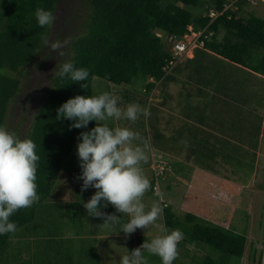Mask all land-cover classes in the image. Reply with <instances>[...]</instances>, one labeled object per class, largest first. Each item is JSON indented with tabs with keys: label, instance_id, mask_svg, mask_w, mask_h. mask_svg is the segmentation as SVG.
<instances>
[{
	"label": "trees",
	"instance_id": "trees-1",
	"mask_svg": "<svg viewBox=\"0 0 264 264\" xmlns=\"http://www.w3.org/2000/svg\"><path fill=\"white\" fill-rule=\"evenodd\" d=\"M72 1L0 0V126L21 139H31L39 156L35 180L39 200L10 217L17 229L33 226L42 205L55 196L63 160L73 152L80 132L97 125L91 121L86 129L69 130L71 121L57 119V109L68 99L95 95V78L123 87L141 84L139 90L116 89L114 95L120 97V106L151 104L154 148L163 145L161 152L168 151L163 139L176 151L182 147L178 143H184L187 158L205 171L218 173L217 167L226 165L244 181L255 175L264 138V16L245 10L253 0H79L82 21L69 37L67 29L74 27L78 19L73 18L79 13ZM38 8L54 13L52 28L37 26L34 13ZM65 9L63 28L55 27ZM191 35L197 37L193 57L185 56V60L172 64V47ZM44 36L69 39L65 56L59 57L45 47ZM67 60L89 70L87 89L52 74L59 62ZM32 71L37 77L50 72L51 81L33 85L38 96L29 100L39 105L34 114L32 110V115L29 113L27 130L21 126L9 130L12 106L19 103L25 109L30 107L23 101ZM172 84L176 87L173 93L169 90ZM155 89L160 90V101H150ZM174 103L181 107L182 123L166 137L164 128H159L162 117L157 112ZM149 126L152 128L150 122ZM152 171L150 189L158 197L155 187L167 184V170ZM73 180L74 175L63 188L67 187L73 198L70 202L78 207L76 217L96 220L83 208L96 189H87L85 197L78 199L79 186ZM166 187L171 189L170 184ZM72 207L64 214L69 215ZM107 207L100 209L104 214L101 218L116 215L120 218L113 223L122 225V214L112 205ZM161 210L166 231L179 229L183 233L178 245L196 244L207 249L198 256L182 248L173 263L188 264L184 259H189L195 264H241L248 244L245 231L207 221L195 213L180 216L166 203L161 204ZM12 235L0 236V260L7 254ZM147 238L137 234L126 237L137 241L138 246ZM250 260L251 264H264V247L255 249Z\"/></svg>",
	"mask_w": 264,
	"mask_h": 264
},
{
	"label": "clouds",
	"instance_id": "clouds-1",
	"mask_svg": "<svg viewBox=\"0 0 264 264\" xmlns=\"http://www.w3.org/2000/svg\"><path fill=\"white\" fill-rule=\"evenodd\" d=\"M34 16L39 28H52L56 19L52 11L40 8L36 9ZM69 43L67 38L52 40L43 37L44 46L56 52L59 57L65 56L63 50ZM178 43L172 47L174 62L183 61L188 55L175 57V46ZM190 52L192 55L189 57H193L194 49ZM52 74L79 84L81 89L88 88L89 70L77 68L72 60L59 62ZM153 92L150 101L154 100ZM119 100L120 97L110 92L94 96L76 95L57 109V119L71 121V130L86 129L91 121L126 119L135 122L140 115L145 119L151 115L149 109L138 104H129L126 109H122L118 106ZM77 139L76 155L81 169L77 179L82 181L81 191L96 189L95 194L83 204L88 216L102 217L104 214L101 208L114 206L117 212L129 217L119 231L126 237L137 229H148L153 225L162 210L158 204H154L150 210L145 211L142 197L150 189V182L140 167L142 162L148 161L150 145L145 143L142 147H133L136 133L128 128H110L100 123L88 131L80 132ZM38 161L36 144L31 139H21L0 126V236L15 233L17 225L10 217L38 202L35 183ZM119 218L108 215L105 223L116 222ZM182 239L183 233L179 229L165 231L150 243H143L131 253L127 251L120 258L119 264H148L143 255L145 250L150 255L158 256L161 264H173L178 256L177 245Z\"/></svg>",
	"mask_w": 264,
	"mask_h": 264
},
{
	"label": "rangeland",
	"instance_id": "rangeland-1",
	"mask_svg": "<svg viewBox=\"0 0 264 264\" xmlns=\"http://www.w3.org/2000/svg\"><path fill=\"white\" fill-rule=\"evenodd\" d=\"M73 1V7L75 8V11H81L82 7H80L81 5L79 6V0ZM205 1L206 0H203V2ZM189 10H191V8H189ZM245 10L264 16V0H253V2L250 1V3L246 6ZM66 11L67 9L62 11L61 15L57 18L55 27L60 26L61 29L63 28V24L67 20ZM192 11H194L195 13H200L199 10L195 11L194 9H192ZM242 13L246 14V12ZM76 15H78V17H76ZM76 15L73 19L76 20L77 18L78 20L76 23L73 22L72 26L74 25V27H72L71 29H67L69 37L75 32L74 30L82 21V12H79ZM193 36L194 35H191L187 38V41L189 43H193ZM195 47L196 46L193 43L192 50L195 49ZM190 55H192L191 52L188 53L187 57H189ZM49 80L51 81L50 72L48 73L47 71H44V77H37L32 71V78L30 79L31 84L28 88V91H26L24 94L26 98L25 101H23L24 105L26 102H28V106L30 107H26L25 109L20 106L19 103H16L12 106V109L10 110L11 121L8 124L9 130H12L16 126H21V130L23 131L27 130L31 123L30 117L32 114L35 113V109L39 105L37 101L33 102V100H31L32 98L38 96L36 90L34 89V86L38 82H43V84L48 85ZM93 85L95 95L108 92L109 88H111L109 92L114 94V91H116V89H133L137 87V89L139 90L142 87L140 83H138L137 85H125L124 87L116 86L100 78H95L93 81ZM31 90H33V93H30ZM169 90L171 92H174L176 91V87L174 85H171ZM154 91L155 92H153V96L155 97H152L154 98L153 101H160V90L155 89ZM31 96L32 98L29 100V97ZM138 105H140L142 108H147L149 110L151 106L150 103H148L146 107L141 103ZM118 106L122 109H126L127 107V105ZM30 111L32 114L30 113ZM262 111L264 113V108H262ZM29 113L31 115H29ZM180 113L181 107L176 106L175 103L168 105L166 110H159L157 112V114L162 117V120H160L161 123H159V128H164L163 132L166 134V137L173 135L175 129L180 127L182 123V117ZM97 122L100 124H106L110 128H128L129 130L136 133V139L132 141L133 147H142L145 143L150 145V151L147 152L148 161L147 163L142 162L140 165V167L142 168V173L149 180L150 185L154 176L152 169L155 168L161 171L162 173L167 170V172L164 173L166 175L164 180L167 184H165L164 187H162L161 184L160 189L159 187H157V189L155 188V194L158 197L154 195V192L152 193L151 189H149L142 197V203H144L145 205V211L150 210V208L154 204H158L161 208V204L166 203L168 205H171L180 216H184L187 213H195L207 221L220 223L223 226H231L237 228L240 231H245L248 236V244L245 255L241 260V264L252 263V261L250 260L251 254L255 252V249L261 250L264 247V188L262 187L264 183V138L262 141L263 145L261 147V151L259 152V164L256 173L251 179H246V181H244V179H242L239 174H234L231 167L226 165H221L217 167L218 173L205 171L199 168L193 163V160L191 161L187 158V151L183 149L184 143H178V145H182V147L179 148L178 151H176L175 147H171L169 140H167L166 142V140L163 139L162 142L164 144H168L171 148H169V146H166L168 149V151L166 152H161V148L164 147L163 145H161L160 147L161 150L154 148L153 143L155 145L157 143L154 142L155 138L152 132V130H154V120L151 119V115L147 119L140 115L135 122L128 121L126 119H121L119 121L109 119L106 121ZM149 122L152 128H150ZM160 161L167 162L159 165ZM80 172L81 169L79 167V161L76 155L75 146L73 152L66 156L63 160L61 172L56 183L57 188L55 190V196L51 198L53 202L49 200L47 201V203H51L50 205L52 206L48 208L47 212L42 217L37 215L34 220V223H36L41 218L42 221L47 220L50 223H54L57 227H59L60 225L65 230L75 228L74 225H79L80 228L87 227L86 218L82 219L73 215V213L77 211V206H73L71 208V215L70 217L65 215L67 217L66 218L64 216L62 207L60 206V204L56 203L59 196L68 193L67 187L63 188V186L67 185L66 183L68 182L69 178H72L73 175V181H75V184L79 186L77 189V198L81 199L85 197L87 190L83 192L81 191L82 181L77 179ZM168 184L171 185L170 190H168L166 187V185ZM157 185L159 186L160 184ZM91 191L93 192L92 189ZM105 209L108 210V207H106ZM247 213L248 216L246 215ZM121 217L123 219L122 225H114L113 222H107V226L104 225V227L103 225H99L101 223V220L103 222V219L101 217H96L95 223L98 224V227L107 228V230H109V228L120 230L121 227L125 223H127L129 219L126 214H122ZM55 221H58L60 223H55ZM34 223L33 226L37 228L38 224ZM33 226H29L30 229ZM44 226V224H40V228H43ZM25 230L26 229L24 228H21L19 230L17 229L15 233L24 231V233L26 234ZM34 231L38 232L36 230ZM165 231L166 228L164 224L163 215L161 213V215L153 225H150L148 229H137L136 234L138 236H148L147 239L142 240L140 242V245H142L145 242L150 243L153 238L158 235H163ZM45 232L40 230L39 234L43 235ZM30 234H32V232L28 233L27 231L26 235ZM105 241H110V244L116 243L115 241H111L110 238ZM127 245L128 243L126 242L124 244V248L119 246L118 251L112 249L111 251L118 256L127 253V251L131 253L133 249H125ZM22 246L24 248V251H26L29 255H33V253L37 251L29 242ZM182 248H189L191 254H197L198 256L204 255L207 250L206 246L203 245L197 246L196 244H192L187 247L185 244H179L177 245V252L179 253V257L182 253ZM143 255L146 258L148 264H161V260L158 256L150 255L146 250L143 252ZM184 260L187 261L188 264H195L189 259Z\"/></svg>",
	"mask_w": 264,
	"mask_h": 264
},
{
	"label": "crops",
	"instance_id": "crops-1",
	"mask_svg": "<svg viewBox=\"0 0 264 264\" xmlns=\"http://www.w3.org/2000/svg\"><path fill=\"white\" fill-rule=\"evenodd\" d=\"M72 200L71 195L67 193L59 196L56 203L60 204L64 213L65 210L69 211L70 205L74 206L70 202ZM49 201L53 202L52 200ZM50 204L47 202L43 204L38 215L42 217L48 208L52 206ZM65 215L70 217L71 214ZM73 215L76 216V211ZM105 221L104 219L103 222L101 220L99 225L107 226ZM37 222L34 223L38 224L37 228L34 226L31 229L28 226L23 227L26 229V234L28 231V233L32 232L33 235H26L24 231H20L11 236L7 254L0 260V264H119L120 258L127 253L118 256L111 249L118 251V247L124 248L126 242L128 245L125 249H136L139 247L137 241L131 242L127 240L125 234L119 232V229L109 228L107 230V228H100L93 219H87V227L80 228L79 225H74L75 228L68 230L63 229L60 225L57 227L54 223H50L47 220L42 221L41 218ZM55 223L60 222L55 221ZM40 224L45 226L40 228ZM113 224L121 225V223ZM40 230L46 232L40 235ZM132 234L136 236V231ZM109 238L116 243L110 244V241H105ZM28 242L37 250L33 255H29L24 251L22 246Z\"/></svg>",
	"mask_w": 264,
	"mask_h": 264
},
{
	"label": "built area",
	"instance_id": "built-area-1",
	"mask_svg": "<svg viewBox=\"0 0 264 264\" xmlns=\"http://www.w3.org/2000/svg\"><path fill=\"white\" fill-rule=\"evenodd\" d=\"M216 13H212V16H216ZM197 37L196 35L193 36V43L196 41ZM188 40V39H187ZM181 41L180 43L176 44L175 46V57L176 58H181L183 57L185 54L189 53L190 50H192V46L193 43H189L188 41ZM174 63V61L172 62V64ZM157 187H159L158 185L155 187L157 189ZM160 189V188H159Z\"/></svg>",
	"mask_w": 264,
	"mask_h": 264
}]
</instances>
